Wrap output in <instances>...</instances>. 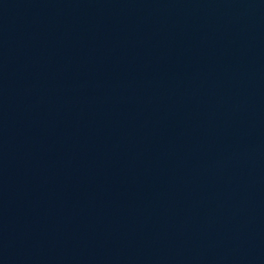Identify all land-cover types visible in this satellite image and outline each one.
Returning a JSON list of instances; mask_svg holds the SVG:
<instances>
[{
    "label": "water",
    "instance_id": "95a60500",
    "mask_svg": "<svg viewBox=\"0 0 264 264\" xmlns=\"http://www.w3.org/2000/svg\"><path fill=\"white\" fill-rule=\"evenodd\" d=\"M0 264H264V0H0Z\"/></svg>",
    "mask_w": 264,
    "mask_h": 264
}]
</instances>
